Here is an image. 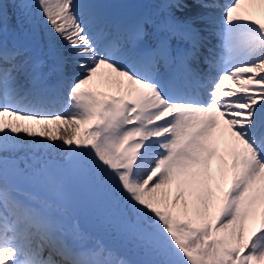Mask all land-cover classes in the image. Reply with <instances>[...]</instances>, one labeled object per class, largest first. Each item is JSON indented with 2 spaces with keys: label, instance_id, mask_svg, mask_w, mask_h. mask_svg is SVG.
Segmentation results:
<instances>
[{
  "label": "snow or ice",
  "instance_id": "obj_1",
  "mask_svg": "<svg viewBox=\"0 0 264 264\" xmlns=\"http://www.w3.org/2000/svg\"><path fill=\"white\" fill-rule=\"evenodd\" d=\"M0 264H264V0H0Z\"/></svg>",
  "mask_w": 264,
  "mask_h": 264
},
{
  "label": "bare ground",
  "instance_id": "obj_2",
  "mask_svg": "<svg viewBox=\"0 0 264 264\" xmlns=\"http://www.w3.org/2000/svg\"><path fill=\"white\" fill-rule=\"evenodd\" d=\"M218 4L221 6H225L228 3L231 2V0H217ZM124 8V9H123ZM123 9V10H121ZM111 10L117 15V16H121V17H131L135 14L141 13V3H137L133 5H129V6H125V3H116L113 6H111ZM121 10V11H120ZM150 10V9H148ZM54 106L56 104H53ZM53 105H49V107H52ZM53 129L55 128V125L51 126ZM37 128H39V126H37ZM62 134V133H61Z\"/></svg>",
  "mask_w": 264,
  "mask_h": 264
},
{
  "label": "rangeland",
  "instance_id": "obj_3",
  "mask_svg": "<svg viewBox=\"0 0 264 264\" xmlns=\"http://www.w3.org/2000/svg\"><path fill=\"white\" fill-rule=\"evenodd\" d=\"M106 2L110 8H111V6H113L116 3H125V6L133 5V3L134 4L141 3V11L142 12L148 11V9L151 8V4H152V0H106ZM222 8H223V6L220 5L221 10H222ZM123 9H121V10H123ZM123 12H124V10H123ZM58 110H60L59 104L54 106L53 111H58ZM37 130H39V128H37ZM57 143H62V142L58 141Z\"/></svg>",
  "mask_w": 264,
  "mask_h": 264
}]
</instances>
